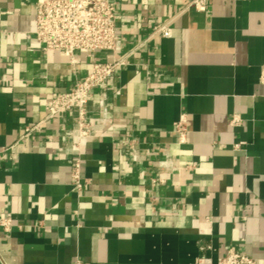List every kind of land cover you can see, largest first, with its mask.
Returning <instances> with one entry per match:
<instances>
[{"label": "crops", "instance_id": "obj_1", "mask_svg": "<svg viewBox=\"0 0 264 264\" xmlns=\"http://www.w3.org/2000/svg\"><path fill=\"white\" fill-rule=\"evenodd\" d=\"M193 1L116 0L122 50L73 65L37 42L38 0H0V264H264V0ZM121 59L78 150L76 111L46 104Z\"/></svg>", "mask_w": 264, "mask_h": 264}, {"label": "built area", "instance_id": "obj_2", "mask_svg": "<svg viewBox=\"0 0 264 264\" xmlns=\"http://www.w3.org/2000/svg\"><path fill=\"white\" fill-rule=\"evenodd\" d=\"M208 3L209 0H194L192 7L199 12H206ZM117 9L116 0H38L33 34L44 51H65L70 55L73 65L79 63L80 52H86L90 57L98 52L118 53L122 50V43L116 35ZM156 32L163 37L170 35V30L165 26L158 28ZM126 64L125 59L111 63H96L87 77L78 80L74 87L46 104L51 119L63 112L76 111V128L70 133L72 144L76 149L79 150L83 142L91 138L93 133L105 127L103 120L112 118L107 94L102 96L99 114L90 116L88 105L92 94L105 86L117 70ZM237 123V119L232 121L233 125ZM175 127L181 137L185 135L184 121H179ZM40 129L41 125L27 128L24 138L30 137ZM12 148H5L0 153H8ZM235 148H240V145H235ZM132 160L138 161L135 150L132 152ZM73 179L80 187L79 160L76 162ZM0 225L9 232L11 221L3 218L0 220ZM219 264H255V262L245 253L237 252L232 248Z\"/></svg>", "mask_w": 264, "mask_h": 264}]
</instances>
